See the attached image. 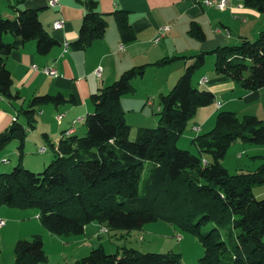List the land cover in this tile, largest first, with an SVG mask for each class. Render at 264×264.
<instances>
[{
    "label": "trees",
    "instance_id": "16d2710c",
    "mask_svg": "<svg viewBox=\"0 0 264 264\" xmlns=\"http://www.w3.org/2000/svg\"><path fill=\"white\" fill-rule=\"evenodd\" d=\"M23 0H15V7ZM245 6L264 12V0H243ZM98 0H85L87 8L78 38L71 43L81 49L102 38L107 30V15L97 10ZM15 18L0 16V93L8 98L19 97L12 92L13 78L5 58L19 45L36 41V51L45 55L57 41L44 28L39 10L18 9ZM123 42L136 39L129 22V12H113ZM5 32L16 38L3 40ZM190 34L204 38L201 26L193 23ZM215 72L238 81L247 90L264 87V29L255 40L244 38L237 46L217 47ZM206 52L193 56L168 93H160V124L140 127L134 140L131 126L125 120L121 97L133 91L132 80L141 77L145 65L125 70L109 85L91 95L94 111L84 124V135L63 137L55 156L41 172L19 164L10 172L0 173V206L38 207L39 218L52 233L60 236L80 235L91 222L106 223L110 229L128 232L149 221L161 218L175 221L200 237L206 251L198 264H264V198H258L255 185L264 184V162L255 170L230 173L222 164L229 146L237 140L264 145V120L255 115L242 118L230 110L219 111L210 131L193 137L198 153L179 148L177 139L201 107L215 103V94L196 86L192 77L205 63ZM175 60L164 57L156 62L165 65ZM66 99L62 94L35 95L29 108ZM24 144L26 130L14 121L11 129L0 134V149L13 135ZM204 159L207 161L205 164ZM147 161L154 162L148 177L143 178ZM142 184V189H141ZM214 226L203 232L208 223ZM228 238L236 231L234 253L222 257ZM107 227V228H108ZM108 228V230H109ZM46 261L44 241L39 235L31 240L20 239L15 246L11 264H38ZM72 264H184L179 253L141 252L122 247L108 253L101 245L91 249Z\"/></svg>",
    "mask_w": 264,
    "mask_h": 264
},
{
    "label": "crops",
    "instance_id": "0c3cea01",
    "mask_svg": "<svg viewBox=\"0 0 264 264\" xmlns=\"http://www.w3.org/2000/svg\"><path fill=\"white\" fill-rule=\"evenodd\" d=\"M84 2L85 0H61L60 6L50 7L48 0H23L15 7V0H0V16L3 17L15 18L18 9H38L44 28L57 41L49 53L42 55L36 51V41L29 40L5 58V65L13 78L12 92L19 97L8 98L0 93V134L12 128L13 117L24 126L27 134L22 148L19 136L14 134L10 140L17 142L13 145V153L19 158L21 156L22 162L25 163L26 159L28 163L27 158L33 155V149L37 147V152L40 153L39 149L46 146L38 136L40 131L47 139L56 138L58 131L60 138H65V132L70 128H74L72 135H84L86 126L82 122L94 111L91 95L117 80L125 70L145 65L143 76L136 79L142 81L150 74L153 77L161 76V86L154 93H164L175 85L186 67L194 62L193 56L200 52H206L205 63L196 69L192 81L194 83L195 80L198 87L211 90L215 94V103L197 110L200 113L197 119L200 121H194L191 130L195 132L194 126H199L200 130L193 137L201 134L203 127L215 120L217 113L222 110L233 111L240 118L255 115L264 120V87L247 90L238 81L218 75L215 72V54L212 52L217 47L237 46L244 38H257L264 29V12L245 6L243 0H230L229 7L224 10L206 6L197 0H98L97 10L107 15L106 33L102 38L94 40L91 46L78 49L71 43L78 38L87 12ZM117 9L129 12V22L136 33L135 40L122 41L113 14ZM58 19L64 21L63 27L59 29L53 25ZM193 23L201 26L204 38L199 39L190 34ZM165 26H169L165 36L155 43L154 37ZM15 38L11 32L3 34L5 42H11ZM66 41L70 48L62 55ZM164 57H174L175 60L165 65L156 64ZM33 65L39 68L53 66L57 69L58 76L51 77L40 69H34ZM99 67L102 68L101 77L95 73ZM149 93L152 91L145 92L144 100H148L150 105L151 95L147 96ZM43 94H62L66 101L59 105L47 103L46 108L44 105L36 106L35 113L40 116L35 120L34 115L25 113L23 109L29 108L35 95ZM19 112L25 115L20 116ZM60 113L64 114L61 122L57 120ZM77 119L81 121L74 123ZM79 124L83 126L79 127ZM238 145L235 148L240 151L237 155L241 159L240 171L256 169L264 162L263 144L242 142ZM242 152L249 154L247 159H242ZM5 155L6 153L2 158ZM46 163L47 161H43V164ZM8 211L0 206V218L6 219L5 215H13ZM92 227L94 229L91 231ZM99 230L98 225L89 223L84 233L73 238L72 243L82 247L86 241H92L89 236L94 237ZM85 246L86 252L92 248ZM74 258L73 256L72 259Z\"/></svg>",
    "mask_w": 264,
    "mask_h": 264
},
{
    "label": "rangeland",
    "instance_id": "374dc122",
    "mask_svg": "<svg viewBox=\"0 0 264 264\" xmlns=\"http://www.w3.org/2000/svg\"><path fill=\"white\" fill-rule=\"evenodd\" d=\"M111 20L114 22V19ZM214 58L216 59L215 55ZM207 65L208 63L204 68H206ZM136 78L132 80L133 91L125 93L120 100L122 110L125 113V120L131 126V140L136 138L137 130L140 127H157L160 124L158 110L160 106L159 95L161 92L158 91L154 93V91L161 86L162 77H153V75L150 74L144 77L142 81L139 78ZM195 83L194 80V84ZM172 88L173 86H171L170 89L165 90L166 92L164 93H168ZM147 91H152V93L147 94V96L151 95L149 96L152 102L150 105L147 103L148 100H144V95ZM42 105L46 108V104ZM49 105L51 106L52 104ZM19 114L20 116L25 115L23 112H19ZM199 114L200 113L197 112L189 121L187 129L176 141V145L179 148L189 150L192 153H198L197 147L192 142V137L196 132L191 130V126L194 121H200L197 119ZM33 115L35 120L40 116L37 113H34ZM82 124L84 125V122H82ZM82 124H79L78 126H83ZM214 126L215 120L213 119V121L211 120L210 123L203 127L202 133L210 131ZM38 136L42 140V143L46 144L48 151L46 153H38L37 147L34 145L36 148L32 150L33 155H30L27 158V160H29L28 163H26V159L25 163L22 162L23 166L35 172L43 171L53 160L56 153L55 148L61 139L60 131L56 134V138L51 137L50 139H47L42 131L39 132ZM242 142L245 143L248 141L238 140L237 142L232 143L229 146L225 157L222 159V164L225 167H228L232 174L241 172L239 170L241 159L237 158L240 151L236 150L235 146H239L238 143ZM16 144L17 142L12 140L3 146L0 152V173L10 172L20 163V158L13 153V145ZM5 153L6 155L4 157L8 159L9 162H2V157ZM242 153V159H247L249 154L247 152ZM43 161H47V163L43 164ZM153 167L154 162H146L143 178L148 177ZM252 170H255V168H252ZM253 189L254 192L258 194V198H264V184L255 185ZM2 208L9 210L8 212L13 215H5L6 225L0 227V264H11L15 259V246L17 241L20 239L31 240L34 235H39L42 238L46 253V261L38 264H72L75 260L89 255L92 248L101 245L108 253H115L122 247H133L141 252H175L180 254L181 260L184 264H198L206 251L203 242L197 234L189 229L179 226L175 221L161 218L156 221L146 222L141 227L132 229L129 232L124 229H110L106 223H100L97 221L92 222L90 224L98 225V230L102 227H108L109 232L103 233L99 230L98 234L94 235V237L89 236V239H92V241H86L85 245H89V247L92 248L86 252V246L84 244L82 247H77L76 244L72 243L73 238L79 237L81 234L71 235L70 237L60 236L52 233L46 226H44L38 217L39 214H37L40 212L38 207H13L2 205ZM213 226V222L204 225L202 228L203 232L209 231ZM230 228V226H227L223 229V237H225L227 241V250L222 254L224 259H227L234 253V246L237 243L235 230L232 238H228L226 235V232ZM93 229L94 228L92 227L90 230L92 231ZM179 235L182 236L181 239H179ZM67 241H69V245L67 244ZM73 256L75 257L74 260L72 259Z\"/></svg>",
    "mask_w": 264,
    "mask_h": 264
},
{
    "label": "built area",
    "instance_id": "2783aa9c",
    "mask_svg": "<svg viewBox=\"0 0 264 264\" xmlns=\"http://www.w3.org/2000/svg\"><path fill=\"white\" fill-rule=\"evenodd\" d=\"M199 2H202V4L206 5V6H214L218 9H221V10H224L226 9L227 7H229V2L230 0H197ZM60 3H61V0H48V5L50 7H57V6H60ZM63 24H64V21L62 19H58V20H55L53 25L55 28L59 29V28H62L63 27ZM169 29V26H165L163 27V29L158 33V35L156 37H154L153 41L155 43L159 42L164 36H165V31ZM123 47V45L121 46ZM69 48H70V44L66 41L63 45V52H62V55L66 54L68 51H69ZM33 68L34 69H40L42 72H44L45 74L51 76V77H57L58 76V71L55 67L53 66H49V67H43V68H39L37 65H33ZM95 73L97 74L98 77H101V74H102V68L99 67L95 70ZM205 81V79L203 80ZM150 104H152V102L150 101ZM64 114L63 113H60L58 114L57 116V120L59 122H61L62 118H63ZM17 118L16 117H13V121H16ZM78 121H81V119H77L74 121V123L78 122ZM193 130L195 132H199L200 130V127L199 126H194L193 127ZM74 133V128H70L68 129L66 132H65V135H67L66 137H69L71 136L72 134ZM56 149V148H55ZM48 150V147L47 146H43L42 148L39 149V152L40 153H45L47 152ZM2 162H9L8 159L6 158H3L2 159ZM205 164L207 163V161L204 159L203 161ZM39 217V215H38ZM6 225V219L4 218H0V227ZM101 232L103 233H107L109 232L108 228L107 227H102L100 229ZM179 239L182 238L181 235L178 236Z\"/></svg>",
    "mask_w": 264,
    "mask_h": 264
}]
</instances>
